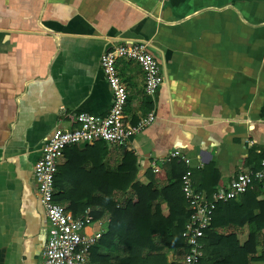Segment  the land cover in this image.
Listing matches in <instances>:
<instances>
[{"label": "crops", "instance_id": "0c3cea01", "mask_svg": "<svg viewBox=\"0 0 264 264\" xmlns=\"http://www.w3.org/2000/svg\"><path fill=\"white\" fill-rule=\"evenodd\" d=\"M128 40L148 42L164 79L147 96L140 66L118 58L127 91L123 121L134 126L150 112L154 120L124 147L96 141L66 147L58 172L73 168L64 176L67 187L80 172H87L80 183H88L96 159L115 169L126 151L141 183L160 189L183 164L182 174L189 172L195 189L208 193L264 156V0H0V264H41L53 233L33 176L41 146L55 127L75 125L72 113L108 112L112 93L100 55ZM175 150L189 163L168 159ZM244 199L249 210H259L251 194L234 202ZM157 202L158 214L167 216L166 202ZM215 210L201 251L206 264H231L225 254L254 226L232 221L238 216L233 204ZM94 219L84 232L99 230L102 219L104 236L109 217ZM146 226L169 228L164 221ZM103 240L98 252L105 255L113 247ZM256 249V255L264 251L261 243ZM183 251L168 249L167 263L180 264ZM107 258L92 263L108 264Z\"/></svg>", "mask_w": 264, "mask_h": 264}, {"label": "built area", "instance_id": "2783aa9c", "mask_svg": "<svg viewBox=\"0 0 264 264\" xmlns=\"http://www.w3.org/2000/svg\"><path fill=\"white\" fill-rule=\"evenodd\" d=\"M148 45L144 40H128L103 51L99 62L112 93L108 112L105 115L72 113L75 125L70 128L55 127L41 146V155L33 167V176L47 220L53 227V233L42 251L41 264H93L90 258L91 248L102 237L107 220H96L99 230L86 234L85 228L95 221L91 210L87 208L77 214L66 212L54 199L55 175L59 162L64 158L66 147L90 144L96 140L107 145L124 147L132 135L154 120L155 115L150 112L137 125L124 123L127 91L116 67L118 58L136 62L143 74V92L147 96L155 95L164 76L159 62L148 50ZM172 158L189 163V159L177 150L170 152L168 159ZM256 183L264 186V157L260 160L259 168L239 171L226 186L216 188L210 195L195 189L189 172L182 174L181 190L190 214L181 232L185 248L180 264L199 263L202 238L205 230L211 226L216 205L238 198Z\"/></svg>", "mask_w": 264, "mask_h": 264}, {"label": "trees", "instance_id": "16d2710c", "mask_svg": "<svg viewBox=\"0 0 264 264\" xmlns=\"http://www.w3.org/2000/svg\"><path fill=\"white\" fill-rule=\"evenodd\" d=\"M96 142L103 143L100 140ZM263 157L259 158L254 169L260 167V160ZM61 169L55 175L54 199L60 202L64 209L72 210V212H83L90 207L93 217L107 215L110 219L107 232L91 248V250L95 248L91 252L92 261L101 262L102 257H108L106 260L108 264H168L166 260L168 249L182 247L184 250L185 244L181 232L189 219L190 210L181 190V176L185 170L183 164L178 168L176 175H172L169 182L160 189L155 188L152 181L143 184L136 180L135 158L126 151L123 153L122 162L115 169H108L102 159H96L91 170L93 176L88 179V183H80L81 176L87 173L80 172L74 176L78 184L69 182L67 187L64 176L72 172L73 168H69L66 164ZM159 172L161 171L158 169L154 175ZM262 187V184L256 183L254 188L241 195L251 194V200L259 206L258 211L249 210L250 206L247 207L251 203L249 199L247 201L244 199L239 203L232 199L216 205L215 209L221 204H233L238 210V216L237 219L232 218V221L235 224L248 223L254 226L250 229L247 239L239 242L236 251L232 254H225L226 261H230L231 264H251L254 261H264V251L256 255V246L261 243L264 247V192H262ZM213 191L206 194L210 195ZM119 193L129 194L124 202L118 198ZM159 198L167 204L169 209L167 216L158 214L160 208L157 200ZM163 221L169 224L168 230L163 228L154 230L146 226L147 223L162 224ZM144 222L147 223L144 224ZM208 229L205 230V235ZM205 235L202 242L205 241ZM230 235L222 237L227 239ZM104 238L110 241L109 246L113 247V250L102 255L98 250L104 246ZM152 239H157L162 246L155 247ZM205 261L204 249L198 264H206Z\"/></svg>", "mask_w": 264, "mask_h": 264}, {"label": "rangeland", "instance_id": "374dc122", "mask_svg": "<svg viewBox=\"0 0 264 264\" xmlns=\"http://www.w3.org/2000/svg\"><path fill=\"white\" fill-rule=\"evenodd\" d=\"M258 250H256V253H257ZM262 253V252H261Z\"/></svg>", "mask_w": 264, "mask_h": 264}]
</instances>
